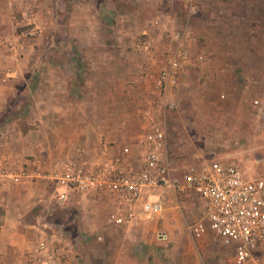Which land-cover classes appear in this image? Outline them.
I'll return each instance as SVG.
<instances>
[{"label":"rangeland","instance_id":"1","mask_svg":"<svg viewBox=\"0 0 264 264\" xmlns=\"http://www.w3.org/2000/svg\"><path fill=\"white\" fill-rule=\"evenodd\" d=\"M148 1H121L127 12L111 16L89 0H0V72L16 74L6 84L0 79V120L15 117L23 130L40 127L34 134L39 151L26 155L21 167L30 158L46 165L70 156L94 161L105 144L110 151L136 144L154 104L165 32L185 30L191 61L170 96L176 107L167 116L169 158L179 167L231 160L246 177L264 178V0H205L209 13L197 17L183 11L190 0H161L159 14L144 12ZM193 1L197 10L202 0ZM157 18L163 27L152 28ZM147 36L145 48L138 40ZM7 186L15 193L8 213L0 207V225L20 217L14 225L45 229L43 239L62 248L60 260H48L102 264L105 248L113 251L108 197L70 193L58 203L50 180ZM166 200L162 213L148 219L155 235L173 237L161 248L197 250L200 264L222 263L216 244L189 233L200 201ZM33 248L28 264H43L44 252L38 256ZM7 252L0 250V264H7Z\"/></svg>","mask_w":264,"mask_h":264},{"label":"built area","instance_id":"2","mask_svg":"<svg viewBox=\"0 0 264 264\" xmlns=\"http://www.w3.org/2000/svg\"><path fill=\"white\" fill-rule=\"evenodd\" d=\"M187 6L189 13L195 11L193 0ZM147 38L138 40L145 48L150 41ZM163 40L153 80L154 104L146 111L148 124L136 144L112 151L105 144L94 161L70 156L46 165L42 159L30 158L18 171L0 165V183L50 180L58 203L69 200L70 193L106 196L113 204L108 221L116 226L160 215L167 197L178 201L193 196L200 201V215L188 225L189 233L194 240L209 237L223 251L225 258L219 264H264V178L246 177L231 160L179 167L168 156L167 116L176 107L170 96L176 92L191 55L185 30L166 31ZM55 236L51 233L49 238ZM165 236L157 232L158 238ZM48 243L42 239L33 250L38 256L44 252L47 259L43 258V264H56L60 260L57 250L62 248ZM53 257L56 261L48 260Z\"/></svg>","mask_w":264,"mask_h":264},{"label":"crops","instance_id":"3","mask_svg":"<svg viewBox=\"0 0 264 264\" xmlns=\"http://www.w3.org/2000/svg\"><path fill=\"white\" fill-rule=\"evenodd\" d=\"M121 1L124 0H89V3L91 6H98L100 13L111 14L112 16L113 14L119 15L121 13L123 14L125 11L127 12L125 4ZM160 1L161 0H149L148 3L150 6L148 9H145L144 12L162 13L161 5L159 3ZM204 1L205 0H202L200 7L197 5V10L195 7L196 12L194 11V13H188L186 8H183V11L187 15L191 14L196 17L200 16V14L209 13L208 6L204 4ZM168 12L171 13L170 10H168ZM119 21L120 20H116L115 23V27L117 29L119 28L120 23L123 25V23ZM155 21L156 23L152 24V28L163 27V24L159 22V18L155 19ZM13 75L16 74L0 72V79L1 81H8L12 79L11 77H13ZM7 81L4 83L6 84ZM53 92L54 87L51 89L52 97L54 96ZM4 103V99L0 96V110L5 107ZM254 103L259 104L257 99L254 100ZM53 105L55 107L58 106L56 103ZM26 123L31 124V122ZM39 130L35 128H26L23 130L22 124L15 117L1 119L0 165L5 169L18 171L21 168V163L25 159L26 155L38 153L39 150L36 146L34 134ZM14 193V190L12 192L7 184L0 183V207L4 208L6 213H8L7 208L10 207L9 198ZM171 199L172 198H170V200ZM109 206L112 210L113 204L111 203ZM106 221L109 223L108 218H106ZM16 223H21L20 217L10 222L5 220V222L0 225V250H8L7 264H28L26 259L27 250H31V248H35L37 246L38 242L43 239L44 235H46V230L40 228L36 223L23 224L22 226L14 225ZM151 224L152 223L145 218H137L132 220L130 223L121 226L110 224V229L113 230V234L115 235L113 237V251L108 253L107 250L109 248H105L107 249L105 251L106 254L100 257L102 264H200L199 257L196 252L197 250H174L173 248H161V246L165 245L162 242L163 239L158 238L157 235H155L156 225L154 224L150 227ZM164 233L166 235L164 239H173L169 233ZM206 240L211 241L209 237L197 241L202 242ZM70 259L72 258L70 257ZM66 264L73 263L71 260H68Z\"/></svg>","mask_w":264,"mask_h":264},{"label":"trees","instance_id":"4","mask_svg":"<svg viewBox=\"0 0 264 264\" xmlns=\"http://www.w3.org/2000/svg\"><path fill=\"white\" fill-rule=\"evenodd\" d=\"M0 214H1V212H0Z\"/></svg>","mask_w":264,"mask_h":264}]
</instances>
